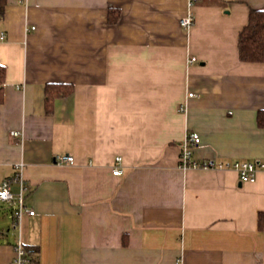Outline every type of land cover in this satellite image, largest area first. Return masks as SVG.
<instances>
[{"label": "crops", "instance_id": "1", "mask_svg": "<svg viewBox=\"0 0 264 264\" xmlns=\"http://www.w3.org/2000/svg\"><path fill=\"white\" fill-rule=\"evenodd\" d=\"M6 7L0 186L20 172L35 215L14 228L0 201V264L19 237L36 250L29 264H264V172L242 183L231 170L180 167L187 132L200 136L197 161L264 162V63L242 61L238 46L264 0H202L188 31L183 0ZM53 83L74 90L47 113Z\"/></svg>", "mask_w": 264, "mask_h": 264}, {"label": "built area", "instance_id": "2", "mask_svg": "<svg viewBox=\"0 0 264 264\" xmlns=\"http://www.w3.org/2000/svg\"><path fill=\"white\" fill-rule=\"evenodd\" d=\"M187 3V13L181 18L180 25L183 30L188 31L193 26L195 22V6L202 0H183ZM22 2V1H21ZM4 38V34H1ZM197 58L192 57L189 62L193 63ZM189 97H198L195 93L190 92ZM13 136H20V133L15 131L12 132ZM201 139L197 132H187L185 140L182 144V151L180 154V167L183 169H211V170H231L238 174L239 179L242 183H253L257 180L258 174L264 172V162L263 161H247V160H236L231 163H223L216 161H197L193 157V150L200 143ZM123 158L117 157V164L121 162ZM56 162L60 165L72 164L74 162V157L72 155H59L56 158ZM113 174L118 176L123 174L119 166L115 167ZM18 183L20 185V192L15 195L12 192V185ZM25 180L22 174L19 172L9 179L3 181L0 186V201L7 202L15 205L13 208L14 215V228L21 227L23 217L25 214L35 215V211L26 209L24 205V192L27 190ZM14 245L15 258L11 261V264H29L30 257L26 247L23 244L22 239L16 241Z\"/></svg>", "mask_w": 264, "mask_h": 264}, {"label": "trees", "instance_id": "3", "mask_svg": "<svg viewBox=\"0 0 264 264\" xmlns=\"http://www.w3.org/2000/svg\"><path fill=\"white\" fill-rule=\"evenodd\" d=\"M7 0H0V21L4 19ZM119 14L116 11L109 13V21L114 23L118 20ZM239 55L240 59L247 63H264V10H252L249 14L248 24L239 35ZM6 66L0 63V104L3 102V91L6 80ZM74 86L68 83L48 84L45 88V106L47 113H52L55 101L72 94ZM258 124L264 128V111L258 115ZM259 223L262 226V219ZM27 249V248H26ZM30 257L36 253L27 249ZM33 261V259H32Z\"/></svg>", "mask_w": 264, "mask_h": 264}, {"label": "rangeland", "instance_id": "4", "mask_svg": "<svg viewBox=\"0 0 264 264\" xmlns=\"http://www.w3.org/2000/svg\"><path fill=\"white\" fill-rule=\"evenodd\" d=\"M7 205H8V203H7ZM10 205H11V206H10ZM10 205H8V207H7V206L4 207V210H7V211H8V214H11L10 212H11V210H13V208H14V206H15V205H13V204H10ZM8 214H7V215H8ZM6 219H7V220H5V219H1V222H2V223H4V222H5V223H8L9 220H8V218H6Z\"/></svg>", "mask_w": 264, "mask_h": 264}]
</instances>
